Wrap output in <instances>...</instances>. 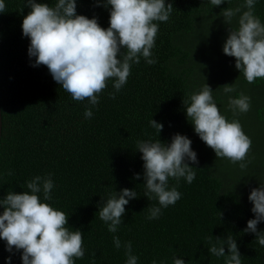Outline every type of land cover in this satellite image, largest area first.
Returning <instances> with one entry per match:
<instances>
[{
  "label": "trees",
  "instance_id": "obj_1",
  "mask_svg": "<svg viewBox=\"0 0 264 264\" xmlns=\"http://www.w3.org/2000/svg\"><path fill=\"white\" fill-rule=\"evenodd\" d=\"M42 2V0H37ZM50 6L55 0H46ZM173 10L159 31L151 50L155 64L141 57L133 64L127 83L116 93L108 81L85 118L88 101H75L53 80L46 66L33 67L30 41L22 35L21 24L30 11L24 0H4L0 13V199L8 191H29L26 182L51 174L54 183L49 203L69 215L70 230L83 233L84 257L74 264H126L123 244L131 241L137 264H225V257L208 252L209 237L236 240L241 264H264V246L255 235L243 230L254 218L248 200L251 189L264 184V79L248 84L235 68V59L223 54L227 36L221 11L243 0H227L212 6L210 0H165ZM23 8V11L21 9ZM246 10V9H245ZM76 12L97 18L109 26V8L94 0H77ZM264 24V0H257L255 12ZM237 18L228 27L235 28ZM213 90L220 112L229 121L238 119L244 133L260 146V153H248V166L217 159L187 121L184 101L204 84ZM234 84L236 92L225 94L223 85ZM243 93L250 97L247 113L233 117L228 97ZM163 125L158 134L150 120ZM174 134L191 140L198 164L189 166L196 177L192 183L169 178L181 198L162 208L157 219H147L149 209L159 207L156 199L144 196L143 161L137 141L168 143ZM253 141V143H252ZM256 156V157H255ZM11 172V175L8 173ZM136 174L140 179H135ZM136 190L137 198L125 205L123 223L115 233L99 219L98 210L114 191ZM3 209L0 208V213ZM264 232V222L257 225ZM119 237L121 248L113 243ZM0 240V264H22L21 253H9ZM227 254V246H225ZM11 257L10 261L8 258Z\"/></svg>",
  "mask_w": 264,
  "mask_h": 264
},
{
  "label": "clouds",
  "instance_id": "obj_2",
  "mask_svg": "<svg viewBox=\"0 0 264 264\" xmlns=\"http://www.w3.org/2000/svg\"><path fill=\"white\" fill-rule=\"evenodd\" d=\"M226 0H210L212 6L224 4ZM231 3V0H227ZM96 6L109 8V26L103 28L97 18H88L76 12L77 0H55L50 6L46 0H24L30 11L21 24L22 35L30 41L29 58H35L33 67L46 66L53 80L75 101H88L85 118H91L92 107L99 103V94L113 81L116 93L127 83L133 64L141 57L155 64L152 49L159 31L158 23L168 22L173 10L172 3L165 0H94ZM257 0H243L236 7L224 8L220 15L227 25V36L222 46L223 54L235 59V68L248 84L264 79V24L254 15ZM246 9V10H245ZM6 11L4 0H0V13ZM23 11V8L21 9ZM237 18L235 28L228 27ZM225 94L236 92V86L223 85ZM187 121L195 134L213 150L217 159H226L247 168L251 139L244 133L238 119L229 121L221 114L213 98V90L206 83L184 101ZM250 97L239 93L228 97L227 109L233 117L250 110ZM150 125L159 134L163 125L150 120ZM191 140L174 134L168 143L157 139L137 141V151L143 161V178L148 200L156 199L159 207L149 209L147 219H157L162 208L174 205L181 193L176 187L169 188V178L177 182L183 178L192 183L196 177L194 167L197 155L191 148ZM11 175V172L8 173ZM135 179H140L136 174ZM29 191L19 194L8 191L0 199V240L6 242V251L21 253L22 264H74L75 259L84 257L83 233L68 226L69 215L55 210L44 201L52 199L54 183L51 174L35 176L26 182ZM137 198L136 190L127 188L114 191L98 210L99 219L107 224L108 231L115 233L123 223L125 205ZM254 218L247 221L244 232L255 235L256 242L264 246V232L257 225L264 222V184L253 188L248 195ZM209 237L208 252L225 264H241V254L236 240L228 235L225 239ZM117 249L121 248L119 237L113 236ZM227 246V254H225ZM126 264H137L138 257L132 254L131 241L123 244ZM11 257L8 258L10 261ZM153 264H156L153 261ZM173 264H185L174 259Z\"/></svg>",
  "mask_w": 264,
  "mask_h": 264
},
{
  "label": "rangeland",
  "instance_id": "obj_3",
  "mask_svg": "<svg viewBox=\"0 0 264 264\" xmlns=\"http://www.w3.org/2000/svg\"><path fill=\"white\" fill-rule=\"evenodd\" d=\"M252 143H253V141H252ZM257 153V154H259L260 153V146L259 145H256L255 146V144L253 143V145L251 144V149H250V151H249V154L250 153ZM256 157V156H255Z\"/></svg>",
  "mask_w": 264,
  "mask_h": 264
}]
</instances>
